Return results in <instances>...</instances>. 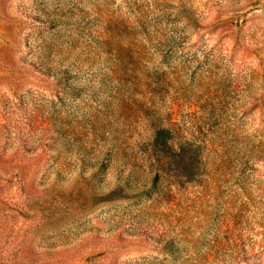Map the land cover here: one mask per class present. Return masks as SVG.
Here are the masks:
<instances>
[{"label":"rangeland","instance_id":"1","mask_svg":"<svg viewBox=\"0 0 264 264\" xmlns=\"http://www.w3.org/2000/svg\"><path fill=\"white\" fill-rule=\"evenodd\" d=\"M0 264H264V0H0Z\"/></svg>","mask_w":264,"mask_h":264}]
</instances>
